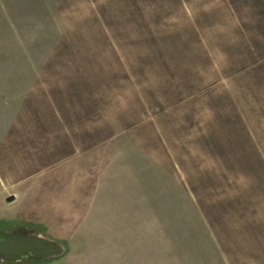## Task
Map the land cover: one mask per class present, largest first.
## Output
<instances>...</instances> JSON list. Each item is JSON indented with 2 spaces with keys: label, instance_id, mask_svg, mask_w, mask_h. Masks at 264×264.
<instances>
[{
  "label": "rangeland",
  "instance_id": "374dc122",
  "mask_svg": "<svg viewBox=\"0 0 264 264\" xmlns=\"http://www.w3.org/2000/svg\"><path fill=\"white\" fill-rule=\"evenodd\" d=\"M18 229L65 253L0 264H264V0H0Z\"/></svg>",
  "mask_w": 264,
  "mask_h": 264
},
{
  "label": "water",
  "instance_id": "95a60500",
  "mask_svg": "<svg viewBox=\"0 0 264 264\" xmlns=\"http://www.w3.org/2000/svg\"><path fill=\"white\" fill-rule=\"evenodd\" d=\"M10 196L8 201H13ZM62 242L44 236L38 229H18L14 232L0 230V260L6 262H20L24 258L32 257L47 260L65 253Z\"/></svg>",
  "mask_w": 264,
  "mask_h": 264
}]
</instances>
